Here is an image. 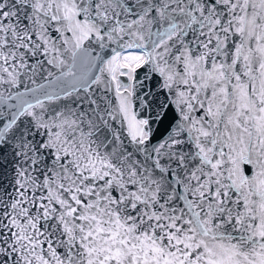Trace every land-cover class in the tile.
I'll list each match as a JSON object with an SVG mask.
<instances>
[{"label": "snow or ice", "instance_id": "6c2138e0", "mask_svg": "<svg viewBox=\"0 0 264 264\" xmlns=\"http://www.w3.org/2000/svg\"><path fill=\"white\" fill-rule=\"evenodd\" d=\"M0 264H264V0H0Z\"/></svg>", "mask_w": 264, "mask_h": 264}]
</instances>
